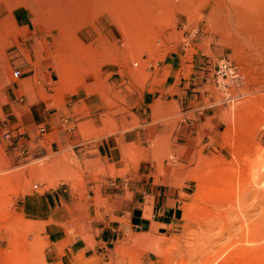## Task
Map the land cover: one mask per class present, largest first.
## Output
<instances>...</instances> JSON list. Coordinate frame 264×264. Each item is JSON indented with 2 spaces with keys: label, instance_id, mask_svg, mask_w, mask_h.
<instances>
[{
  "label": "rangeland",
  "instance_id": "rangeland-1",
  "mask_svg": "<svg viewBox=\"0 0 264 264\" xmlns=\"http://www.w3.org/2000/svg\"><path fill=\"white\" fill-rule=\"evenodd\" d=\"M27 1L0 0V264H264L199 231L218 174L264 153V0H138L109 27L100 2L65 30Z\"/></svg>",
  "mask_w": 264,
  "mask_h": 264
},
{
  "label": "bare ground",
  "instance_id": "bare-ground-1",
  "mask_svg": "<svg viewBox=\"0 0 264 264\" xmlns=\"http://www.w3.org/2000/svg\"><path fill=\"white\" fill-rule=\"evenodd\" d=\"M3 1L6 2L7 0ZM34 1L37 0H28V4L25 6L31 10V12L38 14L39 9L33 5ZM137 1L138 0H42L44 4L43 9L47 11V16L55 17L50 18L55 20L53 23L58 24L61 27V30L70 29L74 26L80 27L83 23V18L87 15V12L93 11L95 7L98 8L100 2L102 5L105 4L103 8L101 7L103 14L97 16L95 15L93 16V19H95L98 24H106L107 22L105 19H108V17L112 20V22L114 21V18L119 19V15L122 16L124 6L129 7V12L127 14L130 15L134 7L133 2L135 3ZM150 1L151 0H139V2L143 4ZM238 9L222 7V12H224L223 15H225V12L231 14L232 10L234 11V14L239 15L241 21L239 20L234 24L237 27L239 24H243L245 21H247L250 17L249 10L243 11L240 10V8ZM230 18L231 16L228 19L229 22L231 21ZM110 25L111 23H107V27ZM252 159L250 160L249 158L244 160L247 161L246 166L244 164V167L238 171V174H235L232 171V168L230 170L232 173L229 172L226 175H223L226 170L225 168L221 172L219 171L220 173L218 174V178L216 177L217 180L213 179V181L216 180L217 183L215 186L211 187V189L215 190L216 192L211 193L208 198L211 199L209 200V207L211 206V211H209L207 215L204 216L206 218V223H203L201 230H199L201 233L203 231L204 233L211 232L215 229H218L219 231L221 230L220 236H226V242L228 243L224 249H227L228 251H239L242 253L247 251L249 252L252 248L253 251L254 249L257 250L258 247L264 249V209L261 210V213L259 212L260 215L256 220L248 222L247 215H245L246 213L244 214L242 208V205L251 198H253L255 204L264 205V190L259 189V186L261 187V185H264L260 181L261 172L264 171V153H261V155H256V159ZM205 181H202L203 184ZM222 188L223 190L220 191ZM216 196L217 198L215 199ZM234 230L237 232L236 234L234 233ZM195 232H197V230H195L192 234H195ZM200 250H202V248H200ZM223 250L221 251L224 252Z\"/></svg>",
  "mask_w": 264,
  "mask_h": 264
},
{
  "label": "crops",
  "instance_id": "crops-1",
  "mask_svg": "<svg viewBox=\"0 0 264 264\" xmlns=\"http://www.w3.org/2000/svg\"><path fill=\"white\" fill-rule=\"evenodd\" d=\"M150 95L149 89L143 93L142 95V102L141 105H146L145 101H148ZM153 193V192H152ZM157 197L159 196V193L156 194ZM146 197V196H145ZM144 197V198H145ZM154 195V206H153V217L151 221L155 223H164L166 222V218L169 217L173 213V209L168 207V202L172 201L173 199L170 198V196H165L163 195V198L160 199L161 201L158 202L159 199ZM145 202V201H144ZM143 202L135 200L132 201V216H131V222H130V227L137 229V228H142L145 224H151V221L146 220L143 217Z\"/></svg>",
  "mask_w": 264,
  "mask_h": 264
},
{
  "label": "built area",
  "instance_id": "built-area-1",
  "mask_svg": "<svg viewBox=\"0 0 264 264\" xmlns=\"http://www.w3.org/2000/svg\"><path fill=\"white\" fill-rule=\"evenodd\" d=\"M18 73H19L18 71L14 72L13 73L14 77H17L18 76ZM41 131H43V130H41Z\"/></svg>",
  "mask_w": 264,
  "mask_h": 264
}]
</instances>
